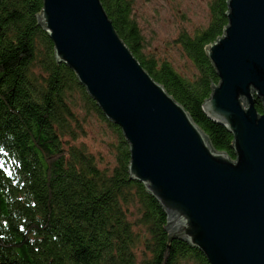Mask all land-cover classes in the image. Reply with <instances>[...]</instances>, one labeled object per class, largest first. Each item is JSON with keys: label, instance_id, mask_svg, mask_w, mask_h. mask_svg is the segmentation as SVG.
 Masks as SVG:
<instances>
[{"label": "trees", "instance_id": "trees-1", "mask_svg": "<svg viewBox=\"0 0 264 264\" xmlns=\"http://www.w3.org/2000/svg\"><path fill=\"white\" fill-rule=\"evenodd\" d=\"M206 1L207 25L183 28L173 41L185 74L148 49L133 0H101L142 66L216 150L235 158L233 134L203 110L220 81L207 49L229 24L228 0ZM43 7L44 0H0V264H210L173 236L165 209L131 178L130 144L57 61L38 18ZM256 108L263 110L260 98ZM93 119L112 161L78 142Z\"/></svg>", "mask_w": 264, "mask_h": 264}, {"label": "water", "instance_id": "water-1", "mask_svg": "<svg viewBox=\"0 0 264 264\" xmlns=\"http://www.w3.org/2000/svg\"><path fill=\"white\" fill-rule=\"evenodd\" d=\"M228 8L225 33L207 49L220 81L203 110L233 134L235 158L142 66L101 0H44L38 18L57 61L121 127L131 178L165 209L173 236L210 264H264V0Z\"/></svg>", "mask_w": 264, "mask_h": 264}, {"label": "rangeland", "instance_id": "rangeland-1", "mask_svg": "<svg viewBox=\"0 0 264 264\" xmlns=\"http://www.w3.org/2000/svg\"><path fill=\"white\" fill-rule=\"evenodd\" d=\"M134 15L149 42V50L160 58L170 60L181 72L187 74L184 65L187 60L182 51L173 43L183 28L193 29L197 25H207L208 7L206 0H133ZM151 47V48H150ZM88 126L86 136L78 140L89 147L91 152L100 153L112 161V154L99 139L103 127L96 120ZM107 140H109L107 138Z\"/></svg>", "mask_w": 264, "mask_h": 264}]
</instances>
